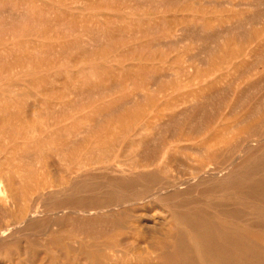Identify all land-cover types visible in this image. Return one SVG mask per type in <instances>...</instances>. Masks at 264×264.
<instances>
[{"label": "bare ground", "instance_id": "bare-ground-1", "mask_svg": "<svg viewBox=\"0 0 264 264\" xmlns=\"http://www.w3.org/2000/svg\"><path fill=\"white\" fill-rule=\"evenodd\" d=\"M155 1L152 0L148 5L156 11L162 6L179 5L181 8L175 11L187 12L173 16L162 31L159 44L175 45L183 41V37L188 36L185 33L187 28L193 22L197 24L194 21L196 16L189 14V11L198 8V3H201L187 0ZM206 2L215 9L232 10L242 5L254 6L256 2L264 0ZM47 5L49 14L60 5L73 13L90 8L86 0H0V56L16 53V50L21 54L26 52L29 58L43 51L48 52L58 40L50 31L43 30L47 23L48 27L68 24L70 33L75 31L76 24L83 25L85 30L107 24L114 28L122 43L120 45H123V13L111 15L108 10L112 4L108 1H98L88 21L74 18L66 21L64 11H60L61 15L57 18L47 17L43 14ZM201 5L204 6V3ZM128 6L138 8L133 4ZM237 16L236 20L239 14ZM216 17L213 19L221 26L230 21V16ZM252 18L257 22L259 13L255 12ZM213 19H205L207 28L217 26ZM119 21L122 22L119 27L111 25ZM148 21V26L156 23ZM39 24L43 27H37ZM127 24L128 27L131 25ZM86 36L87 39L81 36L74 41L64 40L63 49L71 43L77 48L81 42L93 45L97 35L87 33ZM251 37L257 42L256 46L264 44L263 29H256ZM31 44L33 46L30 47ZM36 44H42L45 49L40 51ZM229 45L222 49L218 62L206 75L219 71L218 76L236 72L241 77L251 74L256 68L258 61L252 58L254 45L237 48ZM177 56L173 62L177 64L179 73L190 74L197 66L193 57L182 59ZM100 57L102 62L97 67L104 70L113 69L116 66L112 64L113 61L123 63V55L112 51L102 53ZM166 57V54L160 53L158 64L150 65L149 68L152 66L160 72L166 67ZM85 70L94 75L90 66H82L78 71ZM81 76H69L61 85L52 83L48 87L43 78L40 83L29 80L38 88L44 87L48 96L44 98L43 105H38V92H23L22 96L33 98L30 111L25 116L8 113V106L0 107V129L7 124H17L18 129L11 132L22 139L11 146H0V151L8 154L7 163H0V173L5 168L17 165L20 168L24 165L27 167L26 177L21 171L16 175L19 181L11 176L9 194L0 196V247L16 243L19 234L29 230L49 235L45 241L32 237L24 247L25 258L36 257L33 264H125L127 261L134 264H264V111L245 112L243 118L226 128V134L231 135L216 138L213 145L196 148L194 155L181 154L180 163L174 170L171 171L165 163L158 169L150 167L157 163L159 157V149L152 151L150 147V130L162 129L168 122L159 121L162 109H170V118L196 111L202 106L193 100L197 95L188 99L183 93L175 92V89L154 88L152 84L141 90L127 91L123 89L122 79H82ZM88 84H109L111 87L119 86L122 90L118 99L102 100L96 105L100 116L109 114L113 107L121 104H137L142 98H148L150 103L139 106L135 113L125 112L122 122L118 121L123 125L118 130L108 127L103 136L90 140L73 137L52 146L53 151L67 155L71 161L69 163L82 168V172L68 182H54L44 176H37V169L30 158L38 155L44 147L39 145L42 137L35 141L33 137L42 131L52 130V126L56 125H59V131L70 135L72 125L65 123V120L89 118L87 112L72 114L60 109L70 105L68 95H78L79 88ZM215 85V79H209L200 89L204 91ZM253 115L256 117L251 120ZM235 128L238 131L234 132ZM122 137L123 156L129 167L121 170L96 165L112 156L114 143ZM34 142H37L36 153L30 150ZM161 148L165 149V145L161 144ZM163 171L165 173H161ZM60 185V189H52ZM53 196H65L66 200L57 205L48 201L47 204L51 206L37 208L39 200L44 198L54 201ZM151 207H160L162 211L150 213L153 209L148 208ZM113 227L120 230V237L113 239L107 235L102 240L90 243L84 240L102 237L104 232ZM8 252L1 263L11 261ZM38 252L43 254L36 256ZM22 263V259L16 262Z\"/></svg>", "mask_w": 264, "mask_h": 264}, {"label": "rangeland", "instance_id": "rangeland-1", "mask_svg": "<svg viewBox=\"0 0 264 264\" xmlns=\"http://www.w3.org/2000/svg\"><path fill=\"white\" fill-rule=\"evenodd\" d=\"M52 1L55 0H46V2ZM98 1L100 0H86V5L90 8L87 7L74 13L65 6L60 5V7L55 8V12L49 14V6L47 5L43 14L47 17L57 18L61 15L60 11H64L63 15L66 21H70L73 18L75 20L88 21L91 19L90 15L95 11L93 7ZM106 1L112 4V8L108 10L111 15L123 13V28L125 29L123 32V45H120L122 43L119 42V36L114 31V28H110L107 24L93 26V29L87 30H85L83 25L76 24L77 26H74L75 31L71 33L69 32L68 24L60 27L53 25L48 27V23L43 27L39 24L37 27H46L43 30L50 31L58 41L48 52L43 51L31 58L25 55V51V53L22 52L21 54L15 48L16 53L0 56V107L8 106V113H17V115L25 116L30 111L33 98L22 96L23 92H38V98L40 99V101H36L38 105H43L44 98L48 96L45 94L44 87L38 88L32 85L29 80L32 81L34 79L37 83H40L41 78H43L47 87L52 83V85L59 86L63 80H68L67 77L75 78L78 74L82 75V79L87 77L93 79L108 77L122 79L123 89L126 88L127 91L141 90L152 84L154 88L175 89V92L183 93L188 99L197 95L193 100L194 102H200L202 106L196 111L185 116L170 118L168 114L170 109H162L163 114L159 121L168 122L162 129L150 130V147L152 151L159 149V153L157 151L159 156L157 163L150 167L160 169L163 165L162 163H165V165L170 167L171 171L178 167L181 154L194 155L196 154V151H194L196 148L213 145L216 138H225L231 135V133L226 134V128L243 118L245 112L252 110V112L260 113L264 111V97H262L264 92V44L256 46L257 42L253 41L251 37L256 29L264 30V2H256L254 6L242 5L232 10H226L227 8L215 9L206 0H187L190 3H194V1L201 4L204 3V6L198 3V8L189 11V14L191 13L198 18L194 19L197 24L193 22V25L187 28L185 33L188 36L186 38L183 37V41L178 44L166 43L161 45L159 44L162 40L161 33L170 24L173 16L187 13L175 11L176 8H181L179 5L162 6L159 11H156V9L150 8V5H148L152 0ZM153 1L156 2L155 0ZM130 4L138 8H130L128 6ZM255 12L259 13L257 22L252 20ZM238 14L239 18L236 20ZM216 16H224L225 18L230 16V21L225 22L224 26H221L213 19ZM207 17H211L217 26L213 29L207 28L205 25ZM148 20L156 23L148 26ZM121 23L119 21L111 25L119 27ZM127 23H131V25L128 27ZM87 33L97 35L96 38L94 37L93 45L81 42L77 48L71 43L66 49H63L64 40L74 41L76 37L79 38L81 36L87 39ZM228 44L233 48L254 45L252 58L258 61L256 68L251 71V74L241 77H238L236 72H232L228 76H218L219 71L212 75H206L211 71L213 65L218 62L222 49ZM36 46L40 51L45 49L42 44H36ZM109 51L123 55V63L118 64V62L113 61L112 64L116 65L113 69L107 68L104 70L97 67L102 62L100 55ZM160 53L166 54L168 61L166 67L159 72L152 66L149 68V66L158 64ZM177 55L182 59L194 58V63L197 66L193 68L190 74L177 71V64L173 62L174 58H178ZM82 66H90L94 71V75H90L87 70L78 71ZM213 78L216 83L213 88L204 91L201 90L202 88L200 89L203 84ZM121 91L119 86L88 84L79 88L78 95L73 93L68 95L67 98L71 101L70 105L62 106L60 109L72 114L87 112L90 116L77 121L73 119L65 120V123H71L72 125L70 135L59 131L57 129L59 125H56L52 126V130L42 131V133L33 137L34 141L42 137V143L39 145L44 147L43 151L40 152L42 153L41 155L39 153L38 155H32L30 158V161L34 163V167L37 169L36 175L39 177L44 176L54 182L56 180L68 182L70 178L80 174L82 168L69 163L71 161L66 157L67 155L63 156V153L53 151L51 149L52 146L60 145L73 137L90 140L103 136L108 127H114L118 130L123 126L120 122H122L121 118H123L125 112L135 113L134 111L141 106H146L150 103L148 98H142L137 104L115 106L109 114L103 116L97 114L96 105L98 103L102 100L112 101L118 99L122 93ZM202 94L206 95L201 97L200 95ZM255 117L256 115H253L250 119L252 120ZM13 129H18V125L7 124L0 129V146H11L22 140L12 134L11 131ZM236 131H238L237 128L234 129V132ZM154 137H158V139H154ZM36 143L34 142L31 145L30 150L32 153L38 151ZM161 144L165 145V149L161 148ZM219 144L222 145L223 143ZM114 147L112 156L107 161L96 165L110 166L121 170L129 167L126 157L123 156V137L114 143ZM7 159L8 154L0 151V163H7ZM16 160H19V158ZM20 161L22 162V159ZM109 169H105V171ZM26 170V165L21 168L18 165L14 168H5L0 173V196L3 197L9 194L11 176L15 177L16 181H19L16 176L17 172L21 171L20 173L26 177ZM61 186H53L52 189L61 188ZM53 198L55 199L54 201L44 198L39 200L36 204L37 208L44 209L51 206L47 204L48 201L57 205V203L66 200L65 196H53ZM150 209H153L150 213L162 211L160 207L148 208V210ZM107 235L116 239L120 237V230L113 227L109 231L104 232L102 237L84 240L86 243H90L95 240H102L103 236ZM48 236L47 234H36L29 230L20 233L16 243H9L0 247V264H16L19 259L23 260L22 264H33L36 257L25 258L24 247L32 237L45 241ZM19 249H21V252ZM7 252L9 253L8 256L11 257V261L1 263ZM42 254V252H38L36 256H41ZM61 259L63 260L64 258L61 257ZM125 264H134V262L127 261Z\"/></svg>", "mask_w": 264, "mask_h": 264}]
</instances>
